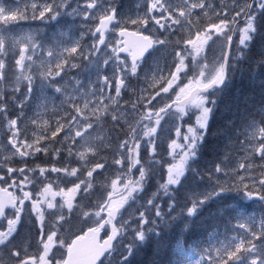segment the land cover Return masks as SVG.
I'll return each mask as SVG.
<instances>
[{
	"label": "snow or ice",
	"instance_id": "obj_1",
	"mask_svg": "<svg viewBox=\"0 0 264 264\" xmlns=\"http://www.w3.org/2000/svg\"><path fill=\"white\" fill-rule=\"evenodd\" d=\"M258 36L264 0H142L134 15L0 0V264H114L118 247L115 264H133L172 238L151 264H264V46L258 115L209 146ZM228 201L223 232L197 238Z\"/></svg>",
	"mask_w": 264,
	"mask_h": 264
},
{
	"label": "trees",
	"instance_id": "obj_2",
	"mask_svg": "<svg viewBox=\"0 0 264 264\" xmlns=\"http://www.w3.org/2000/svg\"><path fill=\"white\" fill-rule=\"evenodd\" d=\"M262 46H264V36H258L252 45L249 60L237 66L231 87L220 96L219 107L212 126L215 135L209 137V146H214L213 151L217 153L228 138L237 139L234 135L235 127L230 125V121H237L236 127H240L239 122L242 120V112L258 115L261 86L259 70L254 68V63L261 54ZM229 204L227 202L212 204L204 209L200 217L194 222V231L197 238L207 239L214 229L223 232L227 218L233 215L229 211L231 210L228 207ZM185 240L188 241V244H192L191 239L185 237ZM156 247L155 242L143 246L132 258L133 264H151V261L157 258ZM162 252L165 254L164 250Z\"/></svg>",
	"mask_w": 264,
	"mask_h": 264
},
{
	"label": "rangeland",
	"instance_id": "obj_3",
	"mask_svg": "<svg viewBox=\"0 0 264 264\" xmlns=\"http://www.w3.org/2000/svg\"><path fill=\"white\" fill-rule=\"evenodd\" d=\"M134 10H135V9H133V10H131V12H129L128 9H124V11L127 12L128 14H132V13L134 12ZM229 86H230V85H229ZM229 86H228L227 88H229ZM227 88H225L224 91H225ZM224 91H223V92H224ZM221 95H222V93H221ZM39 162H40V161H39ZM257 163H259V161H257ZM227 203L229 204V203H231V201H228ZM228 210H229V209H228ZM229 211H230V213H233L231 210H229ZM233 214H234V213H233ZM176 230H177V229H176ZM177 231H179V230H177ZM156 246H157V247H156V251H155V253L157 252V249L159 248V249H161V250H164L165 255L172 256V254H173L174 251H175V238H172V239H165V240L162 241L159 245L156 244ZM185 248H186V247H185ZM187 248H189V247H187ZM170 250H171L172 253H170ZM120 251H121V249H119V247H118L117 252L114 253V255H113V257H112L114 264H115L116 261H118V260L120 259ZM173 258H174V256H173Z\"/></svg>",
	"mask_w": 264,
	"mask_h": 264
},
{
	"label": "flooded vegetation",
	"instance_id": "obj_4",
	"mask_svg": "<svg viewBox=\"0 0 264 264\" xmlns=\"http://www.w3.org/2000/svg\"><path fill=\"white\" fill-rule=\"evenodd\" d=\"M121 4V3H120ZM3 225V222H0V226ZM21 233L24 234L25 232H33L34 234V230L31 229L29 226H27L26 224H22L20 227Z\"/></svg>",
	"mask_w": 264,
	"mask_h": 264
}]
</instances>
